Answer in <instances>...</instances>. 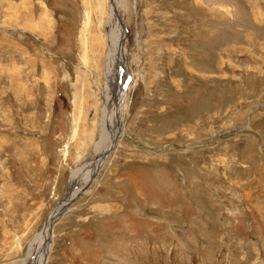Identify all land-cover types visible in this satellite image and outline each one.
Here are the masks:
<instances>
[{
    "label": "rangeland",
    "instance_id": "374dc122",
    "mask_svg": "<svg viewBox=\"0 0 264 264\" xmlns=\"http://www.w3.org/2000/svg\"><path fill=\"white\" fill-rule=\"evenodd\" d=\"M125 1L124 135L47 264H264V0ZM111 3L0 0V264L94 158Z\"/></svg>",
    "mask_w": 264,
    "mask_h": 264
},
{
    "label": "bare ground",
    "instance_id": "6f19581e",
    "mask_svg": "<svg viewBox=\"0 0 264 264\" xmlns=\"http://www.w3.org/2000/svg\"><path fill=\"white\" fill-rule=\"evenodd\" d=\"M111 2V15L108 17L106 23L108 35L105 38V36H102L100 33L102 39L98 36L94 38V43L100 46L99 55L93 61L94 70L98 78H100L103 73L105 79L103 88L104 101L103 104H101L99 121L97 119L100 130L98 141L95 144L94 158L91 162L85 164L83 167H79L72 173L64 203L55 209L45 229L39 232L34 240L29 243L26 258L22 260L20 264H47L49 253L47 257L45 254L50 251L52 246L53 217L55 218V215L61 210L63 205L74 198V195L81 190V188L79 189L77 187L81 180L84 181L83 184L85 186L93 181L98 171H100L106 163V160L103 159V155L109 151L115 139L118 140L124 135L122 104L126 102V91L129 82L127 76L130 73L126 61V57L128 56V49H126L125 46L126 28L120 17V11L122 9L125 10L127 6L125 0H111ZM105 14H107V12ZM102 15L103 12H100L99 18H101ZM101 20H104V18H101ZM102 40L103 44L100 43ZM107 45L108 51L105 56L103 70V65L101 63L102 53L104 55Z\"/></svg>",
    "mask_w": 264,
    "mask_h": 264
},
{
    "label": "water",
    "instance_id": "95a60500",
    "mask_svg": "<svg viewBox=\"0 0 264 264\" xmlns=\"http://www.w3.org/2000/svg\"><path fill=\"white\" fill-rule=\"evenodd\" d=\"M116 144H117V139L114 140V143L111 145L109 151H107V152L103 155V159H104V160H106V159L109 157V155L112 153L113 149L116 147ZM88 185H89V184H88ZM88 185H86V186L83 187L81 190H79V191L76 193V195L74 196V198H72V199H71L70 201H68L65 205H63V207L61 208V210L55 215V218L58 217L59 215H61L62 213H64V212L70 207V205H71L76 199H78V198L84 193V191H85V189L88 187ZM66 197H67V196H65V198L63 199V201H62L59 205H61V204L64 203V200L66 199ZM54 211H55V209L51 212V214H52ZM51 214H50V216H51ZM50 216L48 217V219H47V221H46V223H45V225H44L42 231L45 229V227H46V225H47V223H48V220H49ZM55 218L53 217V221H54ZM48 253H49V251L46 252V254H45L46 257H47V255H48Z\"/></svg>",
    "mask_w": 264,
    "mask_h": 264
}]
</instances>
